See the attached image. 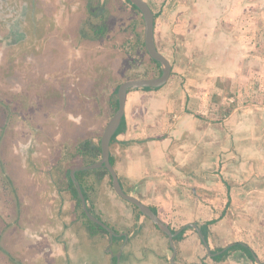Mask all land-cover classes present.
Listing matches in <instances>:
<instances>
[{"label":"crops","instance_id":"1","mask_svg":"<svg viewBox=\"0 0 264 264\" xmlns=\"http://www.w3.org/2000/svg\"><path fill=\"white\" fill-rule=\"evenodd\" d=\"M154 11L173 74L128 92L113 145L118 173L174 227L226 209L210 246L243 241L257 259L236 250L218 264H263L264 0H164ZM178 246L184 262L213 263L192 229Z\"/></svg>","mask_w":264,"mask_h":264},{"label":"flooded vegetation","instance_id":"2","mask_svg":"<svg viewBox=\"0 0 264 264\" xmlns=\"http://www.w3.org/2000/svg\"><path fill=\"white\" fill-rule=\"evenodd\" d=\"M148 3L151 6L150 2ZM111 5L117 6V9L123 12H130L129 14L126 13V15L132 19L129 21L131 29L136 27L132 21L138 16L137 14H140L143 18L141 11L135 8L130 0H0V129L2 132L0 134V145L6 140L10 151L21 160L23 168V172L19 177L15 175L10 169L9 161L0 152V176L1 172L4 174L0 180V264H85L86 259L83 254L87 256V252L85 245L83 253V238L86 235L90 240L95 237V243L98 244L101 242H97V238L107 235L108 243L103 252L111 254V264H117L118 253H120L119 264L124 262V249L132 239L133 234L110 223L103 216L101 210H97L98 207L93 194L99 184L108 177V183L116 197L123 199L134 208L132 210L134 218L135 212L137 209L140 211V209L116 193L109 170L106 167H102L106 168L109 174L105 175L100 181L98 180L90 198L87 199L86 196L85 198L89 211L105 222L114 231V235L111 238L108 229V233L99 231L94 235H90L87 230L86 217L83 213L85 210L83 209L81 197L78 193L77 185L71 178L72 169L90 164L83 160V155L79 154L78 151L80 144L87 139L76 145L72 153L61 156L55 148L59 144L55 143L58 134L54 133L53 137L51 136L49 143L51 147H48L47 153H44L31 149V143H33L34 139L30 140V143H24L21 140L23 128L19 130L17 127L22 122L29 121L28 111L25 110L29 109V107L36 108L39 111H43L45 108L50 109V117L53 122L57 114L55 109L59 108L57 106L60 103L69 109L77 106L82 110L83 90L80 89L76 82L78 73H82L84 70L88 71L90 67L88 66L87 69L83 70V63L81 64L77 60L76 45L72 44L66 35L73 33L75 38L86 41L92 40L90 36L93 39H95L94 36L98 38L107 36L110 29V16L108 17L107 13ZM87 10L91 18L84 17ZM156 13L159 14L158 12ZM71 14H77L78 20L68 31L64 28V24L67 17ZM100 27H103L104 32L99 31ZM135 35L136 30H134V37L128 35L126 38L127 42L130 40L129 45H136ZM53 37L57 38L59 42L63 63L60 68L51 67L45 70L42 68V54L46 44ZM142 40V45L153 64L151 63L152 66L149 73L140 76H158L162 72L161 65L153 61L146 49L144 38ZM108 46L110 47V45ZM111 48L114 51V61H116L118 60V44L114 43ZM102 64L96 63L99 67ZM117 64L121 67V63L119 64L118 62ZM96 75L89 76V72L86 73L89 79L88 85L85 86L86 88L88 86L93 87V77ZM136 78L142 77L137 75ZM133 89H129V91ZM73 91L75 92L72 93ZM115 110H113V114ZM66 115L67 118H71L72 113L69 112ZM123 117H125V114ZM52 145H54L53 148ZM111 150H113V146ZM100 158L101 155L95 161ZM70 160H78L79 163L68 167L65 163ZM45 161L47 163L40 164V162ZM113 166L118 173L117 160L116 165ZM96 169H87L92 172L86 175L85 178L89 181L97 180V173L94 172ZM79 171L83 170L76 171L75 177L84 193L83 173L80 175V179L77 178V172ZM118 177L119 180L121 179L120 182L125 192L136 196L132 193V188L126 187L119 173ZM136 197L139 198L138 196ZM139 199L144 202L141 198ZM91 205L93 206L92 209L89 208ZM149 206L152 209L155 207L153 205ZM155 212L159 215L158 209ZM142 217L149 219L159 232L165 236L168 249L165 259L169 264H190L182 260L178 246L179 242L184 239L188 229L194 230L198 235L207 250V256L213 262L212 264L223 262H215L211 257L212 249L223 247L215 246L212 248L210 246L209 230L214 223L209 226L207 238L205 237L209 245V248H207L198 231L190 223L174 227L159 215L171 227L173 232L177 230L180 232L187 225L191 227L186 229L181 240H175V236L179 232L174 236L176 252L174 256L175 262L173 263L174 249L171 246L168 235L143 213L137 219L140 220ZM143 221L141 220V222ZM204 222L191 223H196L201 229L200 226ZM116 236H124L120 244L115 241L114 237ZM115 257L116 259H114ZM205 258L200 259L201 264L204 263Z\"/></svg>","mask_w":264,"mask_h":264},{"label":"rangeland","instance_id":"3","mask_svg":"<svg viewBox=\"0 0 264 264\" xmlns=\"http://www.w3.org/2000/svg\"><path fill=\"white\" fill-rule=\"evenodd\" d=\"M163 1L150 0V3L153 9H159ZM126 13L129 14L130 12L118 10L117 6L114 5L110 6V10L107 13V16H110V29L108 35L102 38L94 36L95 39H93L90 36L92 40L86 41L75 38L73 33L66 35L69 41L76 45L77 60L81 64L83 63V70L87 69L88 66L90 67L88 71L84 70V72L78 73L76 82L80 89L83 90V108L81 110L75 106L69 109L65 105L62 106L61 103L60 105L57 104L58 106H56L59 108L55 109L57 114L54 122L50 117V109L48 108H45L43 111L31 107L25 109L29 113H27L29 123L25 121L17 125V127L19 130L23 128L22 132H20L23 134L21 140L24 143H30V140L34 139L33 143H31V149L47 153L48 147H51V144H49L51 136L54 133L58 134L55 143L59 144L55 148L61 156L72 153L76 145L84 139L97 144L100 141L107 121L113 114L111 103L117 97L115 93L116 86L125 79L136 78L137 75L144 77L140 75L150 72L153 63L150 61V57L142 45L144 20L140 14H137L138 16L132 21L136 27L131 29L129 21L132 19ZM84 17L91 18L88 10L84 14ZM77 20V14L69 15L65 20L64 28L70 31ZM134 30H136V45L133 46L132 44H128L130 40L127 42L126 38L128 35L134 37ZM89 34L91 33L89 32ZM114 43H117L119 47L117 62L114 61V51L111 48V45ZM118 62L119 64L121 63V67L118 66ZM62 63L63 57L61 56L59 42L57 38L53 37L44 48L42 68L45 70L51 67L60 68ZM96 63L103 64L99 67ZM88 72L89 76L93 74L97 75L93 77V87L88 86L86 88L85 86L88 85L89 80L86 76ZM171 83L172 80L169 84ZM69 112L72 113L71 118L66 117V113L68 114ZM53 147L54 145H52ZM0 152L9 161L11 171L19 177L23 172L21 160L10 151L6 140L0 145ZM45 163L47 162H40V164ZM77 163H79L78 160H70L66 161L65 164L70 167ZM3 175V172H1L0 180ZM93 198L97 204V210H101L103 216L110 223L119 229H126L133 234L132 239L125 247L126 253L123 264H169L165 259L166 254L163 247L167 245L165 236L159 232L149 219L142 217L138 220L134 218V214H132L134 208L123 199L116 197L108 183V177L99 184L93 194ZM141 220L144 221L141 222ZM97 242L101 243H95V237L92 240L87 235L83 238V253L85 245L87 252V256L83 254V257L86 259L85 264H111V254L103 252L108 243V236L104 235L102 238H97Z\"/></svg>","mask_w":264,"mask_h":264},{"label":"water","instance_id":"4","mask_svg":"<svg viewBox=\"0 0 264 264\" xmlns=\"http://www.w3.org/2000/svg\"><path fill=\"white\" fill-rule=\"evenodd\" d=\"M142 13L143 15V20H144V42L146 49L150 56L158 61L161 65L162 72L158 76L154 77H142V78H133V79H128L120 83L117 91V97H118V107L115 110L114 114L111 116V118L108 120L106 123L104 130L102 132L101 140H100V145H101V158L95 162H92L90 164H86L84 166L76 167L71 170V178L77 185V190L78 193L81 197V201L83 204V209L85 210L87 216L92 220L93 222H96L106 229L109 230V233L111 235V238L114 235V231L102 220H100L98 217H96L94 214H92L87 205V201L85 198L84 193L81 190V187L79 185L78 180H76L75 177V172L78 170H87V169H96V168H102L106 167L111 176H112V183L113 187L116 191L117 194H119L122 198L130 201L134 205L138 206L140 211L145 215L148 216L163 232H165L170 240L171 246L174 249V254L172 256V262L174 263V256L176 252V247L174 244V236L179 232V230L173 232L171 227L163 221L159 215L146 203L142 202L139 198L136 196H133L131 194H128L125 192L123 189L121 182L118 177V173L115 169V167L112 165L110 161V151H111V140L115 133L117 132L118 128L121 125L123 116L126 111V100H127V95L129 92V89L133 88H143V87H160L165 85L168 80L171 77L172 74V63L169 59V57L164 54L162 51H160L156 45L155 41V12L149 5V3L146 0H130ZM192 227H194L207 248H209V245L205 239V236L199 226L196 223H190ZM118 262L119 264V259H120V253L117 255ZM179 264V263H177ZM264 264V262H263Z\"/></svg>","mask_w":264,"mask_h":264},{"label":"trees","instance_id":"5","mask_svg":"<svg viewBox=\"0 0 264 264\" xmlns=\"http://www.w3.org/2000/svg\"><path fill=\"white\" fill-rule=\"evenodd\" d=\"M135 8H137L134 5ZM138 9V8H137ZM158 14H155V17ZM101 32H104L103 27H100ZM143 42V40H142ZM153 59V58H152ZM153 61L157 62L158 64H160L158 61L154 60ZM118 88V87H117ZM117 88L115 90V93L117 94ZM143 89H151L150 87H144ZM111 106L113 108V110H115L118 106V98L116 97L114 99V101H112ZM126 128V119L125 117H123L122 123L120 125V127L118 128L117 132L115 133V135L112 138L111 141V147L114 145V143L117 141V136L119 133H121L122 131H124V129ZM78 151L79 154L83 155V160L86 163H91L94 162L97 158H99V156L101 155V146L100 143H94L91 142L89 140H85V142L81 143L80 146L78 147ZM113 150H111V155H110V160L111 163L113 165H116V160L117 157L115 156L114 152H112ZM75 155V154H74ZM90 172V170H83V171H79L77 172V178L80 179L81 178V174L83 173V191L85 196L87 197V199L90 198L92 191H94L95 187H96V182L100 179H102L105 175L109 174L108 170L106 168H101V169H96L94 170V172L97 173V180H93V181H89L87 180V178H85L86 175H88ZM85 178V179H84ZM69 180L70 176H69ZM121 180V179H120ZM94 205V204H93ZM228 205V203H227ZM90 209L93 208V206L91 205L89 207ZM153 209L155 211H157L156 207H153ZM92 211V210H91ZM226 210L224 209L222 212L219 213V216L211 219V220H207L205 221L200 227L201 230L203 231L205 237L207 238L208 235V229L209 226L215 222H217L221 217H223V215H225ZM85 217H86V223H87V230L90 233V235H94L96 232L102 231L104 233H108V230L106 228H104L102 225L95 223L93 221H91L85 214V212H83ZM142 215V213L137 209V211L135 212V218H139ZM191 228L189 225L185 226L180 232L179 234H177L175 236V240H181L184 237V233L186 231V229ZM115 229V228H113ZM130 232V231H128ZM124 238V236H116L114 237L115 241L119 244L121 242V240ZM236 250H241L244 253H246L249 258L253 261H256L257 259V254L254 251V249L248 244L245 243L243 241H236L233 242L232 244H229L226 247H216L215 249L211 250V257L215 262H220V261H224L233 251ZM116 259V257L114 258Z\"/></svg>","mask_w":264,"mask_h":264}]
</instances>
